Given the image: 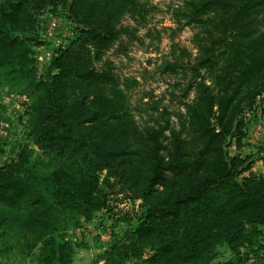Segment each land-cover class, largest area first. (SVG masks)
Instances as JSON below:
<instances>
[{
  "label": "trees",
  "instance_id": "trees-1",
  "mask_svg": "<svg viewBox=\"0 0 264 264\" xmlns=\"http://www.w3.org/2000/svg\"><path fill=\"white\" fill-rule=\"evenodd\" d=\"M58 6L78 36L55 48L36 77L30 53L42 44L38 17ZM141 7L137 0L112 6L103 0H0V67L40 90L31 98L28 127L32 142L56 160L42 169L39 158L23 150L0 166V256L16 250L17 242L32 264H71L82 244L65 230L77 228L80 217L91 220L116 190L142 202L104 251L103 264H209L217 246L236 252L264 245V172L252 173L248 156L228 151L232 143L242 145L243 110L264 94V0H187L188 24L203 27L204 35L197 55L181 66L190 78L177 125L139 129L119 106L107 119L127 136V147L113 149L86 130L105 115L86 110L88 94L112 98L119 92L109 62L93 63L124 33L120 17ZM77 80L88 90L69 103ZM137 163L139 187L127 180ZM156 186L164 190L158 203L150 200Z\"/></svg>",
  "mask_w": 264,
  "mask_h": 264
},
{
  "label": "rangeland",
  "instance_id": "rangeland-1",
  "mask_svg": "<svg viewBox=\"0 0 264 264\" xmlns=\"http://www.w3.org/2000/svg\"><path fill=\"white\" fill-rule=\"evenodd\" d=\"M186 1L137 0L142 5L140 13L126 12L120 17L117 27L122 28L124 33L117 42L103 50L100 61L93 63L100 68L109 62L116 76L119 92L114 96L112 94V98H101L100 94L95 97L90 92L86 100V110L105 114L101 121L87 125V133L106 142L110 148L127 147V136L118 135L116 124L107 119L110 110H118L119 106L130 111L139 129L177 125L176 114L179 108L183 110L180 102L190 78L189 68L181 66L189 65L197 55V45L204 35L203 27L188 24ZM114 2L103 0L107 6L114 5ZM37 33L42 44L32 45L30 56L35 60V76L39 77L53 50L67 46L78 33L61 6L46 9L39 15ZM86 90V84L77 80L67 94L69 103L81 99ZM38 94L40 90L29 81H22L14 74H8L6 68L0 67V166L23 150H30L32 156L39 158L36 162L39 168H50L56 162L41 152L31 139L28 112L31 98ZM193 97L192 90L185 101ZM241 120L244 123L242 145L236 149L232 143L228 151L230 154L248 156L252 162L251 172L261 174L264 172V94L258 96L250 108L243 110ZM167 134L168 131H165ZM127 180L130 185L140 186V164L137 163ZM163 193V188L156 186L151 194V202L158 203ZM123 196L117 190L107 193L105 207L96 212L91 220L80 217L77 228L65 230V236L76 244H82L75 248L71 264L74 260L75 264H103L104 251L111 240L121 234L126 225L125 220L132 219L139 212L142 202ZM259 244H246L236 252L225 245L217 246L216 254L209 264H264V245ZM14 245L17 251L1 254L0 264H32L28 258L24 259V253H18L21 250L20 243ZM146 255L147 251L143 258Z\"/></svg>",
  "mask_w": 264,
  "mask_h": 264
},
{
  "label": "crops",
  "instance_id": "crops-1",
  "mask_svg": "<svg viewBox=\"0 0 264 264\" xmlns=\"http://www.w3.org/2000/svg\"><path fill=\"white\" fill-rule=\"evenodd\" d=\"M72 264H75V260L72 262Z\"/></svg>",
  "mask_w": 264,
  "mask_h": 264
}]
</instances>
